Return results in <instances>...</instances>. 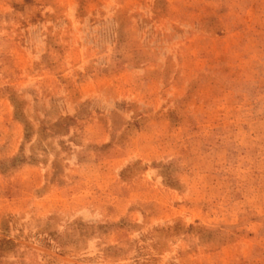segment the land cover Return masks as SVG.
<instances>
[{
	"label": "rangeland",
	"instance_id": "1",
	"mask_svg": "<svg viewBox=\"0 0 264 264\" xmlns=\"http://www.w3.org/2000/svg\"><path fill=\"white\" fill-rule=\"evenodd\" d=\"M0 264H264V0H0Z\"/></svg>",
	"mask_w": 264,
	"mask_h": 264
}]
</instances>
